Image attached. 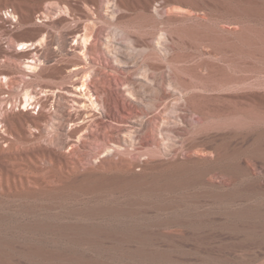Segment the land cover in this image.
Instances as JSON below:
<instances>
[{"label": "rangeland", "instance_id": "374dc122", "mask_svg": "<svg viewBox=\"0 0 264 264\" xmlns=\"http://www.w3.org/2000/svg\"><path fill=\"white\" fill-rule=\"evenodd\" d=\"M0 76L1 173H75L0 186V264H264V0H0Z\"/></svg>", "mask_w": 264, "mask_h": 264}, {"label": "bare ground", "instance_id": "6f19581e", "mask_svg": "<svg viewBox=\"0 0 264 264\" xmlns=\"http://www.w3.org/2000/svg\"><path fill=\"white\" fill-rule=\"evenodd\" d=\"M6 3H7L6 1L3 2V4H6ZM8 13L10 15V11ZM28 45H30L29 42H21L20 41L18 48L19 49H28ZM28 67H31V66H28ZM5 78H6V76H5ZM25 106H26V104H25ZM27 110H28L27 107L21 108L20 116H19V118H21V119L19 120L18 126L15 127L16 133L18 135H21L24 137H26L25 124L27 121L37 128L40 125V123L42 124L41 120L44 119L43 115L38 116V117L28 115ZM0 118H1V116H0ZM4 121L6 122L7 126L11 127V125H10L11 116L6 117L4 119ZM78 129L79 128H75L74 131H77ZM23 152L25 154H27V160L29 161V164L26 165V168L17 167V168H14V170H13L14 172L22 171L23 173H18V176L15 175V176L11 177L8 173L4 175L0 171V186H2L3 183L6 184L7 186L14 184L17 187H19L20 189H25L27 187L29 188V186L33 187L35 184H39V183L41 184L44 182H45V184L46 183H48V184L57 183L58 185L59 184L60 185L66 184V182H67L65 180L67 178L66 173L70 174L72 171H74V168L69 165L67 158L64 155L62 158L58 159L61 166L59 168V173L56 174V173H51L50 171H42L40 169V167L37 165L38 160L41 157L46 156L47 153L45 154L44 152H42L36 145L35 146H25L23 148ZM21 153H22V151H16V150L14 151L12 144H10V147L8 149H4V148L0 147V156L9 154L12 156H16V158H17V155L21 154ZM54 155L51 152L49 154H47V156L50 159H53L55 157ZM8 165L16 167L19 165V163L14 161V162H9ZM131 165H132V163L129 162L128 160H126L125 158H121L118 161H112L110 159H102L101 163H100V167L103 169L110 170L112 168L117 169V167H119V168H123L124 171H126V172L131 171V169H132ZM63 168L65 171L63 170ZM73 174H75V173H73Z\"/></svg>", "mask_w": 264, "mask_h": 264}, {"label": "built area", "instance_id": "2783aa9c", "mask_svg": "<svg viewBox=\"0 0 264 264\" xmlns=\"http://www.w3.org/2000/svg\"><path fill=\"white\" fill-rule=\"evenodd\" d=\"M3 17H4V18H8V19H10L12 26H13L14 22H15L16 19H17L16 16H15V14H11V15H3Z\"/></svg>", "mask_w": 264, "mask_h": 264}]
</instances>
